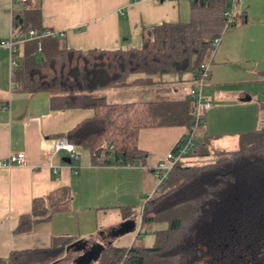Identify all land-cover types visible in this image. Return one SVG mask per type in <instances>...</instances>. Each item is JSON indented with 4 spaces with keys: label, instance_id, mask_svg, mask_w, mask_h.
I'll list each match as a JSON object with an SVG mask.
<instances>
[{
    "label": "trees",
    "instance_id": "trees-1",
    "mask_svg": "<svg viewBox=\"0 0 264 264\" xmlns=\"http://www.w3.org/2000/svg\"><path fill=\"white\" fill-rule=\"evenodd\" d=\"M229 7V0H190L187 21L143 27L138 48L80 50L48 37L37 54L36 41H25L17 45L12 77L25 92L50 93L56 108L93 110L65 138L86 148L96 163L145 164L146 152L137 146L139 130L184 126L190 132L194 100L187 94L180 99L108 102L94 92L147 85L164 75L182 81L185 73L196 72L211 58L212 40L235 24L236 7L228 23ZM39 18V11L15 12L12 32L40 31ZM194 141L193 150L175 163L141 209L138 236L151 234L152 244L103 245L97 264H264V128L240 135L236 150H220L214 157L207 147H198L196 134ZM70 199L65 187L34 198L14 232L26 233L48 221ZM123 215L133 220L131 211ZM161 222L167 227L156 229ZM73 242L62 238L48 247L12 250L0 264H58L68 260L72 249L87 247Z\"/></svg>",
    "mask_w": 264,
    "mask_h": 264
},
{
    "label": "crops",
    "instance_id": "crops-1",
    "mask_svg": "<svg viewBox=\"0 0 264 264\" xmlns=\"http://www.w3.org/2000/svg\"><path fill=\"white\" fill-rule=\"evenodd\" d=\"M189 6L190 0H0V40L13 33V14L27 10L39 11L41 30L64 32L49 38L62 39L67 48H138L143 27L187 21ZM235 10V24L223 31L211 55L210 76L202 89L211 107L196 131L198 147L237 143L240 135L264 128V0H241ZM14 67L8 48L0 46V160L17 153H24L25 159L20 165L0 167V258H8L12 250L48 247L62 238L73 239V245L113 244L116 239L110 233L121 224L133 221L139 228L141 209L157 184L155 166L175 148L186 128L140 129L137 146L146 152L145 164L96 163L77 145L72 158L70 152L56 149V142L92 117L93 110L59 109L50 93L23 91L13 80ZM192 85L191 75L182 81L164 75L147 85L94 93L108 102L180 99ZM63 187L71 194L64 210L26 233L14 232L34 198ZM124 210L134 213L133 220L124 217Z\"/></svg>",
    "mask_w": 264,
    "mask_h": 264
},
{
    "label": "built area",
    "instance_id": "built-area-1",
    "mask_svg": "<svg viewBox=\"0 0 264 264\" xmlns=\"http://www.w3.org/2000/svg\"><path fill=\"white\" fill-rule=\"evenodd\" d=\"M20 2H27V0H19ZM241 2V0H229L230 7L225 12L227 16L228 23L232 21V14L234 8ZM226 27H229L228 25ZM64 32L51 31V30H29L25 34L23 33H12L10 37L4 40H0V46L8 48L10 52V66L14 67L16 65L15 53L17 50V45L25 41H36L38 51L41 50V42L44 38L59 36L62 37ZM221 36H218L212 40L211 47L212 53L219 44ZM210 66L211 58L206 62L202 63L196 72L191 73V80L193 85L189 90V95L195 102V118L190 132H185L183 136L176 143L175 148L168 152L162 160H160L155 166L156 173V185L163 183L168 179L169 174L175 163L186 156L190 151L193 150L195 146L194 136L196 134L198 126L203 123V114L210 109L211 101L203 96L202 89L210 76ZM56 149H64L71 153V157H75L73 154L75 146L74 144L68 142L66 139L62 138L57 140ZM106 147V145H104ZM24 153L10 154L5 158L0 160V167L20 165L24 163Z\"/></svg>",
    "mask_w": 264,
    "mask_h": 264
},
{
    "label": "rangeland",
    "instance_id": "rangeland-1",
    "mask_svg": "<svg viewBox=\"0 0 264 264\" xmlns=\"http://www.w3.org/2000/svg\"><path fill=\"white\" fill-rule=\"evenodd\" d=\"M18 63V62H17ZM185 77L187 75H191L190 72H187L184 74ZM133 76H131L130 78H132ZM100 92H106V91H102L100 90ZM217 146H220L217 148ZM238 148V142L235 143L234 141H228L227 144H223L221 143V141H218V142H209L207 144V149L210 153V157H214V153H216L217 151H220V150H217V149H223V150H226V151H234ZM198 161L200 160L197 159ZM201 163L202 162H206L205 160H200ZM158 224V228L159 229H163V228H166L167 227V224L166 223H157ZM139 228H137L135 226L134 230L131 231V232H127L125 234H122L121 236L119 237H115L114 234H112V238L113 239H116L114 242H113V245L115 246H121V247H126V246H130L131 244H133L134 242H136V244H139V243H142L144 245H147L149 246L150 244H152V241H153V236L149 233H141L140 232V235L138 236V233H139ZM115 237V238H114ZM103 243L106 244L107 243V240L106 238L103 240ZM81 253V250H78V249H72V253L70 255V257L68 258V260H63L62 262H59L58 264H72V262L74 261V259L79 256ZM93 264H97L96 262H94Z\"/></svg>",
    "mask_w": 264,
    "mask_h": 264
},
{
    "label": "water",
    "instance_id": "water-1",
    "mask_svg": "<svg viewBox=\"0 0 264 264\" xmlns=\"http://www.w3.org/2000/svg\"><path fill=\"white\" fill-rule=\"evenodd\" d=\"M102 149L100 148L98 150V153H100ZM67 162H69V159H67ZM134 228V222L129 221V223L125 222L121 224L120 228L118 230H113L111 234L117 235L119 233L126 232L127 230H132ZM104 246L102 244H94L91 248L86 250L83 254L76 257L72 264H93L99 257L102 249Z\"/></svg>",
    "mask_w": 264,
    "mask_h": 264
},
{
    "label": "flooded vegetation",
    "instance_id": "flooded-vegetation-1",
    "mask_svg": "<svg viewBox=\"0 0 264 264\" xmlns=\"http://www.w3.org/2000/svg\"><path fill=\"white\" fill-rule=\"evenodd\" d=\"M112 233V232H111ZM110 233V234H111ZM93 245H89L86 247V249H84L83 251H81L80 255L83 254L86 250H88L89 248H91ZM78 257V256H77ZM73 263V262H72Z\"/></svg>",
    "mask_w": 264,
    "mask_h": 264
}]
</instances>
